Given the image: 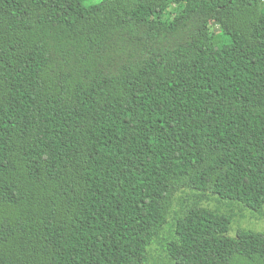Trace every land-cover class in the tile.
<instances>
[{
	"label": "trees",
	"instance_id": "16d2710c",
	"mask_svg": "<svg viewBox=\"0 0 264 264\" xmlns=\"http://www.w3.org/2000/svg\"><path fill=\"white\" fill-rule=\"evenodd\" d=\"M87 1L0 0V264H264V0Z\"/></svg>",
	"mask_w": 264,
	"mask_h": 264
},
{
	"label": "rangeland",
	"instance_id": "374dc122",
	"mask_svg": "<svg viewBox=\"0 0 264 264\" xmlns=\"http://www.w3.org/2000/svg\"><path fill=\"white\" fill-rule=\"evenodd\" d=\"M101 1L102 0H89L84 3V6L86 7L94 6L101 3ZM179 203L184 204V201L180 199ZM215 204H217V202L212 198L208 202H206V206H210V207H214ZM222 206H225V204H223ZM234 226L235 227L233 229V232H236V229L238 227L251 229L253 231H264V209H263V213L256 215L255 213L250 214L249 212H243L237 219Z\"/></svg>",
	"mask_w": 264,
	"mask_h": 264
}]
</instances>
